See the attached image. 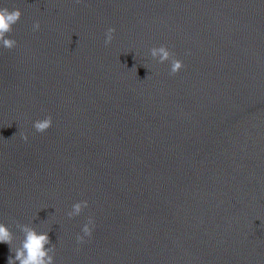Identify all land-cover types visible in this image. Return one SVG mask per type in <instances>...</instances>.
I'll return each mask as SVG.
<instances>
[{
    "label": "water",
    "instance_id": "obj_1",
    "mask_svg": "<svg viewBox=\"0 0 264 264\" xmlns=\"http://www.w3.org/2000/svg\"><path fill=\"white\" fill-rule=\"evenodd\" d=\"M0 7L22 13L0 50V222L50 229L55 264H264V0Z\"/></svg>",
    "mask_w": 264,
    "mask_h": 264
},
{
    "label": "clouds",
    "instance_id": "obj_2",
    "mask_svg": "<svg viewBox=\"0 0 264 264\" xmlns=\"http://www.w3.org/2000/svg\"><path fill=\"white\" fill-rule=\"evenodd\" d=\"M21 15L22 13L19 8L10 9L7 7H0V50H11L17 46L16 39L12 38L10 33L12 32L13 26L20 20ZM31 29L33 32L39 31V21H34ZM114 32L115 29L112 27H108L105 30V46L112 42ZM148 56L157 64L168 62L169 75H175L184 67L182 60L177 59L174 53L163 44L149 48ZM147 76L148 75H146L145 78ZM51 126L52 118L49 115L32 121V128L36 133H43ZM20 139L26 142L28 136L21 132ZM87 207V200H79L71 205V209L66 215L69 219L79 216ZM15 227L19 235H15L8 224L0 222V243L6 244L9 251L6 264H55V246L51 244L48 235L50 229H38L34 226L33 221L25 224L16 223ZM94 227L93 218L88 217L86 222L81 225L80 232L76 234V243L79 245L84 243L87 238L91 237Z\"/></svg>",
    "mask_w": 264,
    "mask_h": 264
}]
</instances>
